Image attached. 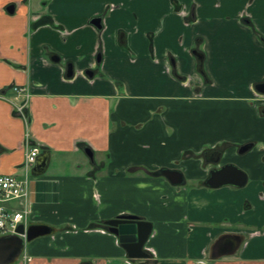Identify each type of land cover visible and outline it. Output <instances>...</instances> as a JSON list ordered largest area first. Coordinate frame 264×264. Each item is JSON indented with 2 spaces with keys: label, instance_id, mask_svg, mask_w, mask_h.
<instances>
[{
  "label": "crops",
  "instance_id": "0c3cea01",
  "mask_svg": "<svg viewBox=\"0 0 264 264\" xmlns=\"http://www.w3.org/2000/svg\"><path fill=\"white\" fill-rule=\"evenodd\" d=\"M263 82L264 0H0V175L18 173L26 130L48 153L30 224L51 233L12 264H264V200L239 218L245 191L203 186V153L222 151L264 191ZM14 86L30 92L26 123ZM132 168L177 169L185 185ZM119 215L152 224L149 259H129L103 226ZM226 233L236 252L209 256Z\"/></svg>",
  "mask_w": 264,
  "mask_h": 264
},
{
  "label": "water",
  "instance_id": "95a60500",
  "mask_svg": "<svg viewBox=\"0 0 264 264\" xmlns=\"http://www.w3.org/2000/svg\"><path fill=\"white\" fill-rule=\"evenodd\" d=\"M91 24L100 28V19H94ZM90 75V74H89ZM92 75V74H91ZM67 77H72L71 66H68ZM258 93L264 95V82L255 85ZM252 148V145L242 146L238 153L243 154ZM85 153L91 158L92 153L89 149ZM214 152L206 151L203 153L206 161H211L206 156ZM48 161V153L43 152L36 160L32 174L34 176L44 172ZM215 163V161H211ZM142 170L150 177H162L174 187L184 186L185 179L183 173L177 169L161 168L157 171L150 172L140 168L128 169L129 173H134ZM246 182V174L232 164L224 165L220 168H211L208 171L207 177L203 182V186L208 189H216L219 187L235 184L237 187H242ZM107 231L114 235L120 247L125 251L126 256L132 260L148 259L150 255L144 250V247L152 234V224L138 217L131 215H119L112 220L103 223ZM19 235L24 234L22 227L17 230ZM51 230L43 225L31 224L26 230L25 238L18 235L0 237V264H12L23 252L25 244L32 240L49 235ZM228 254V252L223 253ZM217 256H214V258Z\"/></svg>",
  "mask_w": 264,
  "mask_h": 264
},
{
  "label": "built area",
  "instance_id": "2783aa9c",
  "mask_svg": "<svg viewBox=\"0 0 264 264\" xmlns=\"http://www.w3.org/2000/svg\"><path fill=\"white\" fill-rule=\"evenodd\" d=\"M15 100L13 102L16 114L26 120L25 107L30 97L27 87H13ZM26 123V122H25ZM25 153L17 174L0 175V237L18 235L26 236L32 215L29 183L32 179V169L40 153L38 143L30 138L28 130L25 133ZM22 227L24 234L19 235L17 230ZM150 254L153 252L146 248Z\"/></svg>",
  "mask_w": 264,
  "mask_h": 264
},
{
  "label": "flooded vegetation",
  "instance_id": "af4514ba",
  "mask_svg": "<svg viewBox=\"0 0 264 264\" xmlns=\"http://www.w3.org/2000/svg\"><path fill=\"white\" fill-rule=\"evenodd\" d=\"M13 8L11 7L9 10L10 12L12 13ZM8 10V11H9ZM175 11H180V7H176V10ZM50 16V15H49ZM52 18V17H51ZM96 19H100V18H96ZM37 23V22H36ZM36 23H33L32 24V28H36ZM101 24H102V21L100 19V28H101ZM51 25V24H50ZM53 25V24H52ZM51 25V26H52ZM97 28V27H96ZM98 28V29H100ZM151 53H153V49L151 48ZM192 55L196 58L197 60V67H198V72L202 75V72L200 71L201 70V60H202V55L196 50L194 49L192 51ZM100 62V55L97 56V63ZM173 64V63H172ZM174 71H172V74L174 77L178 78L179 80H181V82H186V83H189L191 82L189 80V78H186V77H180L178 76L177 74V71L174 67L173 69ZM71 71H72V67H71ZM73 74V72H72ZM90 74V75H89ZM92 74V75H91ZM96 74H100L101 76V73H99V71H85L84 73V76H86L87 78H93ZM192 80V79H191ZM194 80V79H193ZM247 145H250V144H247ZM245 146V145H243ZM242 147V146H241ZM239 147L235 153V155H238V156H243L245 153H247L248 151H250V149L243 153V154H239L238 151L239 149L241 148ZM253 147V146H252ZM252 149V148H251ZM206 152V151H205ZM204 157V156H203ZM206 158H208L209 160L211 161H215V163H212V166L215 167V168H220L224 165H227V164H232L234 166H236L233 162L229 161V160H226V156H225V153L222 152V151H215L213 154H208L206 156ZM205 159V157H204ZM237 167V166H236ZM239 168V167H237ZM240 169V168H239ZM241 170V169H240ZM243 171V170H242ZM244 172V171H243ZM245 173V172H244ZM246 174V173H245ZM248 177H247V174H246V182H245V185L242 186V187H237L235 184H232V185H227V186H223V187H219V188H216V189H222V188H225L227 187V189L229 191H231L232 193H241V191H244L247 187H248ZM255 189H257L256 187H254ZM264 188V187H263ZM258 190V189H257ZM260 190V189H259ZM234 194V195H235ZM259 198L260 199H263L264 200V191H261L260 190V193H259ZM233 202H235V200H233ZM248 200L247 199H244L241 204H242V207H241V210H240V213H237V217L241 218L242 217V214L244 211H249L252 209V205L249 207L248 206ZM250 208V209H249ZM234 222L235 221H231L229 220L226 224L229 225V229L232 228V226H234ZM236 224H240L239 221L236 222ZM241 240L240 236H236V235H233L230 233H226V234H222V236H220L212 245L211 249H210V253H209V256L211 257H214V256H227V255H233L236 250H237V243H239ZM228 252V254H224L222 255L223 253H226Z\"/></svg>",
  "mask_w": 264,
  "mask_h": 264
},
{
  "label": "rangeland",
  "instance_id": "374dc122",
  "mask_svg": "<svg viewBox=\"0 0 264 264\" xmlns=\"http://www.w3.org/2000/svg\"><path fill=\"white\" fill-rule=\"evenodd\" d=\"M244 191H245L247 197L249 199H251L252 209L254 208V205L258 206V203L256 202V199L259 198L260 190L259 189L257 190V189H255L252 186H248ZM261 203L263 205V202H261Z\"/></svg>",
  "mask_w": 264,
  "mask_h": 264
},
{
  "label": "trees",
  "instance_id": "16d2710c",
  "mask_svg": "<svg viewBox=\"0 0 264 264\" xmlns=\"http://www.w3.org/2000/svg\"><path fill=\"white\" fill-rule=\"evenodd\" d=\"M37 25L53 24L51 16H42L36 23ZM202 72V71H201Z\"/></svg>",
  "mask_w": 264,
  "mask_h": 264
}]
</instances>
